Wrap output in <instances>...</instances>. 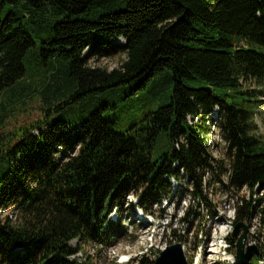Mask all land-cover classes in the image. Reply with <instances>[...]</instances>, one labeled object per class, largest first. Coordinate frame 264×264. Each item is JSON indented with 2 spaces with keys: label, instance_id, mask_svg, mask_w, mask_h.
Returning a JSON list of instances; mask_svg holds the SVG:
<instances>
[{
  "label": "trees",
  "instance_id": "obj_1",
  "mask_svg": "<svg viewBox=\"0 0 264 264\" xmlns=\"http://www.w3.org/2000/svg\"><path fill=\"white\" fill-rule=\"evenodd\" d=\"M120 52L119 68L89 65ZM165 87V102L120 122L126 97L157 101ZM262 92L264 0H0V208L16 210L0 215V264H88L71 241L107 244L118 200L134 192L152 210L184 176L202 197L217 166L228 165L229 187L251 190L234 222L255 216ZM213 111L226 143L218 165Z\"/></svg>",
  "mask_w": 264,
  "mask_h": 264
},
{
  "label": "rangeland",
  "instance_id": "obj_2",
  "mask_svg": "<svg viewBox=\"0 0 264 264\" xmlns=\"http://www.w3.org/2000/svg\"><path fill=\"white\" fill-rule=\"evenodd\" d=\"M117 40L124 41L120 38ZM125 57V53L120 52L100 58L90 57L88 62L91 66L111 70L119 68ZM247 86L254 87L255 84L250 82ZM168 90L167 87L162 89V95L157 101H150L152 96L145 90L136 91L138 96L135 99L132 98L133 95L126 97L124 101L127 103L119 111L120 122L126 126L134 119L133 117L139 118L159 103L165 102ZM260 97L264 99V92ZM32 110L33 108L28 116H20L17 119L18 123L36 117L38 111ZM212 117L214 121H210L207 142L209 152L214 158L213 163L218 165V160L226 161V143L222 139L218 122L215 121L219 120V116L213 111ZM255 121L259 128L258 133L264 139V102L259 104L256 110ZM217 167L214 171H207L203 177L202 197L194 193L191 181L184 176L180 182L172 180L170 194L160 203L154 204L152 210L144 211L138 207L137 194L134 192L121 198L110 210L106 225L104 224L106 229L109 225L115 226L116 232L109 236L108 243L99 244L92 241L80 243V240L73 239L72 246L80 245V250L75 256L82 263L88 264H140L141 259H144V263L141 264H150L149 262L154 261L162 249L177 242L180 235L185 238L180 242L187 264H243L236 261L238 259L235 245L238 235L243 231L242 225L247 227L244 253L253 246L258 250L253 256L264 252V202L257 206L255 216L245 220L239 219L235 223L236 210L242 203L241 199L248 200L251 197V190L247 185L229 187L228 165L224 169ZM261 193L262 189L258 188L253 197ZM15 211L12 205H4L0 208V215L8 214L14 218ZM140 217H143V220ZM183 217H188V220H182ZM238 223L242 225L239 226L237 234L232 235L234 243L229 244L225 238L230 232L233 233ZM253 256L245 264H252ZM258 264H264V257Z\"/></svg>",
  "mask_w": 264,
  "mask_h": 264
},
{
  "label": "water",
  "instance_id": "obj_3",
  "mask_svg": "<svg viewBox=\"0 0 264 264\" xmlns=\"http://www.w3.org/2000/svg\"><path fill=\"white\" fill-rule=\"evenodd\" d=\"M241 223L236 224L235 230L232 235L235 236L239 230ZM243 226V231L238 235L236 240V257L239 262L245 264L248 260L257 253L256 247H249L248 251L244 253V241L247 236V227ZM153 264H187L186 255L184 253L183 245L180 241L168 245L162 249L159 255L154 260Z\"/></svg>",
  "mask_w": 264,
  "mask_h": 264
},
{
  "label": "bare ground",
  "instance_id": "obj_4",
  "mask_svg": "<svg viewBox=\"0 0 264 264\" xmlns=\"http://www.w3.org/2000/svg\"><path fill=\"white\" fill-rule=\"evenodd\" d=\"M141 218V220H143V217H140Z\"/></svg>",
  "mask_w": 264,
  "mask_h": 264
}]
</instances>
